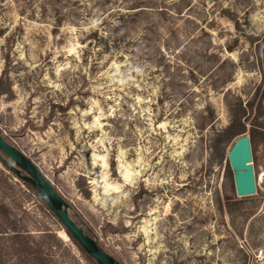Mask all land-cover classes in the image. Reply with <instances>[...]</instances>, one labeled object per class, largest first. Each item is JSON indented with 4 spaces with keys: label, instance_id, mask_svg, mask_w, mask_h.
I'll return each instance as SVG.
<instances>
[{
    "label": "rangeland",
    "instance_id": "374dc122",
    "mask_svg": "<svg viewBox=\"0 0 264 264\" xmlns=\"http://www.w3.org/2000/svg\"><path fill=\"white\" fill-rule=\"evenodd\" d=\"M263 89L264 0H0V132L122 264H264V134L245 196L216 143ZM0 204V264H92L2 162Z\"/></svg>",
    "mask_w": 264,
    "mask_h": 264
},
{
    "label": "water",
    "instance_id": "95a60500",
    "mask_svg": "<svg viewBox=\"0 0 264 264\" xmlns=\"http://www.w3.org/2000/svg\"><path fill=\"white\" fill-rule=\"evenodd\" d=\"M228 157L234 171L237 194L243 196L255 193V169L249 133L244 132L235 139L228 152ZM0 161L36 188L40 197L53 211L60 223L99 264H122L72 216L68 200L43 172L41 167L1 132Z\"/></svg>",
    "mask_w": 264,
    "mask_h": 264
},
{
    "label": "trees",
    "instance_id": "16d2710c",
    "mask_svg": "<svg viewBox=\"0 0 264 264\" xmlns=\"http://www.w3.org/2000/svg\"><path fill=\"white\" fill-rule=\"evenodd\" d=\"M262 57V55H261ZM262 97H264V89L262 92ZM264 126V125H263ZM262 125H260L259 123H255L253 124L251 130H250V138H251V145H252V151L253 153H255L257 151V146L259 145V143L262 141V136L264 134V127ZM246 132V127H245V123H243L241 121V116L238 114H234L232 117L231 122L222 130L220 131V133H218L217 137H216V143L217 145H219V147H221L222 151L224 149V147L237 135L242 134ZM1 162V161H0ZM3 164V163H2ZM5 166V165H4ZM7 168V167H6ZM21 178V177H20ZM21 180L34 192V194L36 195V197L38 198V200L41 202V204L43 205V207L48 210L51 214H53V216L56 217V215L53 213V211L46 205V203L44 202V200L40 197L38 191L36 190V188L29 182L26 181L24 179L21 178ZM245 196V195H244ZM246 197H235V196H227L226 197V201H225V206L227 208V210L229 211H234L238 208H240L241 205L244 204V202L246 201ZM5 207H3L2 204H0V210L4 209ZM57 218V217H56ZM60 222V221H59ZM64 227V226H63ZM65 229V227H64ZM67 234L71 237V239L73 240V242H75V244L78 246V248L83 251L86 256L88 257V259L90 260V262L92 264H99L96 259L91 256L73 237L72 235L69 233V231H67V229H65ZM15 231H17V239L19 240V242L21 243V251L22 252H27V248H29L28 245V241H24L23 240V235L20 231H18V229L15 227ZM24 241V242H23ZM28 253V252H27Z\"/></svg>",
    "mask_w": 264,
    "mask_h": 264
},
{
    "label": "built area",
    "instance_id": "2783aa9c",
    "mask_svg": "<svg viewBox=\"0 0 264 264\" xmlns=\"http://www.w3.org/2000/svg\"><path fill=\"white\" fill-rule=\"evenodd\" d=\"M262 258H264V252L262 253Z\"/></svg>",
    "mask_w": 264,
    "mask_h": 264
}]
</instances>
